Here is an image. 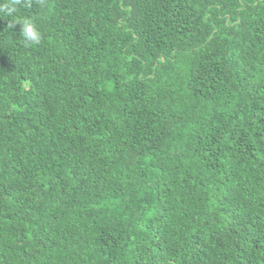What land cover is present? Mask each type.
<instances>
[{
  "label": "trees",
  "instance_id": "trees-1",
  "mask_svg": "<svg viewBox=\"0 0 264 264\" xmlns=\"http://www.w3.org/2000/svg\"><path fill=\"white\" fill-rule=\"evenodd\" d=\"M15 7L0 264H264V0Z\"/></svg>",
  "mask_w": 264,
  "mask_h": 264
},
{
  "label": "clouds",
  "instance_id": "clouds-1",
  "mask_svg": "<svg viewBox=\"0 0 264 264\" xmlns=\"http://www.w3.org/2000/svg\"><path fill=\"white\" fill-rule=\"evenodd\" d=\"M19 3V0H13L12 6L0 9L6 12L7 15L12 16L16 11L15 5ZM15 23L20 25V34L24 41L28 44H39L42 40V34L37 27L36 23L29 18L16 19Z\"/></svg>",
  "mask_w": 264,
  "mask_h": 264
}]
</instances>
